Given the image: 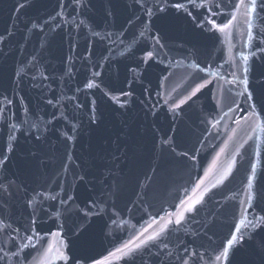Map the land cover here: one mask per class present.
Segmentation results:
<instances>
[{"label": "water", "instance_id": "1", "mask_svg": "<svg viewBox=\"0 0 264 264\" xmlns=\"http://www.w3.org/2000/svg\"><path fill=\"white\" fill-rule=\"evenodd\" d=\"M237 4L0 0V264H264V0Z\"/></svg>", "mask_w": 264, "mask_h": 264}, {"label": "snow or ice", "instance_id": "2", "mask_svg": "<svg viewBox=\"0 0 264 264\" xmlns=\"http://www.w3.org/2000/svg\"><path fill=\"white\" fill-rule=\"evenodd\" d=\"M136 2L139 4V3L141 2V0H136ZM189 2H194V0H189ZM243 2H244V0H240V4H242ZM251 2H252L253 5L255 4V0H251ZM240 4H237L236 7H237V8L240 7ZM174 6L177 7V8H182V7H183V5H180V4H177V5H174ZM202 6H203V5H202ZM251 10H252V9L249 8V12H251ZM158 11L161 12V13H163V12L165 11V8H164V7H159V8H158ZM149 14H151V10H150V9H149ZM58 15H59V14H58ZM232 19H235V16H233ZM208 22H209V23H212L214 28L217 27L213 21H208ZM81 23H83V22H81ZM231 23H232V20H229L228 23L225 24V25H223V27H221L219 30H220V31H223L225 28H227L229 25H231ZM34 27H35V25H34ZM139 35H140L141 37H143V36H144V33L141 32ZM157 43H159L158 40H157ZM147 55H148L149 57H151V56L153 55V53H152V52H148ZM244 59L247 60L248 58H247V57H244ZM197 67H199V66L197 65ZM96 75H99V73H96ZM231 75L235 78L236 73L233 72V73H231ZM237 82H238V83H245V84L247 83L246 80H238ZM208 83H209V81H205L204 83L199 84V85H198V86L192 91V93H191L190 96L186 97L184 100H181V101H180V104L175 105V107H179L180 105L184 104V103L186 102V100H190V99L192 98V96H195L196 93H198L201 89H203ZM226 83H228V84H232L233 81L229 80V81H226ZM86 87H88V88H92V87H93V84H92V83H88V84L86 85ZM262 87H264V85H262ZM245 92H249V89H248V88H245ZM124 95H128V93H124ZM248 98H249V99H254V97L251 95V93H249ZM113 99H115V97H113ZM49 103H51V101H49ZM229 110L231 111L232 109H229ZM253 114H254V113H253ZM237 123H239V122L237 121ZM33 127H35V125H33ZM0 163H2V161H0ZM255 167H256L255 164H252V165H251V168H252L253 170H255ZM248 183H249V184L252 183V179H251V177H249V179H248ZM69 199H71V198L69 197ZM249 199H251V197H250ZM30 203H31V201H29V204H30ZM258 219H259V218H258ZM176 222H177V223H180V220H177ZM249 223H251V222L249 221ZM261 226H264V225H261ZM235 231H236L237 233H239V232L242 231V230H241V227H240V223H237V224L235 225ZM27 239H28L29 241H31V240L33 239V237H32V236H29V237H27ZM155 239H156L155 236H153V237H148L146 240L141 241V245L146 244L149 240H155ZM235 240H236V235H235V233H234V234L232 235V238L227 240V246L223 248V251L221 252V255H226V254L228 253V251H229V247L233 245V243H234ZM28 247H29V245H28V244H25V245H24V248L21 249L20 251L23 252V251H24L25 249H27ZM124 247L127 248L128 245L126 244V245H124ZM136 247H140V245H136ZM165 247H167V245H165ZM117 251H121V249H117ZM130 251H131V249H130ZM13 255H16V253H14ZM110 255H111V253H110ZM0 259H2V257H0ZM25 259H27V256H25ZM216 259L219 260V259H220V256H217ZM76 264H79V261H77ZM94 264H104V262H103V261H95Z\"/></svg>", "mask_w": 264, "mask_h": 264}]
</instances>
